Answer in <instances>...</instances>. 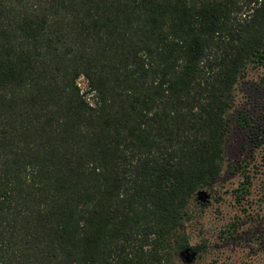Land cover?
<instances>
[{
	"label": "trees",
	"instance_id": "obj_1",
	"mask_svg": "<svg viewBox=\"0 0 264 264\" xmlns=\"http://www.w3.org/2000/svg\"><path fill=\"white\" fill-rule=\"evenodd\" d=\"M261 63L264 0H0V264L201 250L191 202Z\"/></svg>",
	"mask_w": 264,
	"mask_h": 264
},
{
	"label": "rangeland",
	"instance_id": "obj_2",
	"mask_svg": "<svg viewBox=\"0 0 264 264\" xmlns=\"http://www.w3.org/2000/svg\"><path fill=\"white\" fill-rule=\"evenodd\" d=\"M85 85V79L79 78ZM235 103L229 113L224 163L220 177L207 187L205 205L191 202L194 214L187 223L191 244H201L192 260L180 256L178 264H264V202L259 181L252 171L264 147V63L249 64L236 83ZM244 111L253 122L241 126L236 119ZM250 169L248 189L239 194L241 163ZM246 168V167H245Z\"/></svg>",
	"mask_w": 264,
	"mask_h": 264
},
{
	"label": "flooded vegetation",
	"instance_id": "obj_3",
	"mask_svg": "<svg viewBox=\"0 0 264 264\" xmlns=\"http://www.w3.org/2000/svg\"><path fill=\"white\" fill-rule=\"evenodd\" d=\"M258 167H254L253 168V175H252V179H253V185H254V182L255 181H259V191H260V195L263 199V202H264V147L262 148V151L260 152V158L258 159ZM240 171H246V168H245V165H243V163H241V167H240ZM248 171H246L245 173H242L241 172V181H240V185H239V188H240V191L242 193H244L248 187L246 186L245 183H250V180L249 177H248V180L246 181V173Z\"/></svg>",
	"mask_w": 264,
	"mask_h": 264
},
{
	"label": "water",
	"instance_id": "obj_4",
	"mask_svg": "<svg viewBox=\"0 0 264 264\" xmlns=\"http://www.w3.org/2000/svg\"><path fill=\"white\" fill-rule=\"evenodd\" d=\"M209 192L205 188H201L196 192V198L199 201H207L209 199ZM196 251L186 247L183 251L180 252L181 256H184L185 260L190 261L194 257Z\"/></svg>",
	"mask_w": 264,
	"mask_h": 264
}]
</instances>
